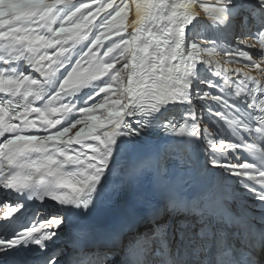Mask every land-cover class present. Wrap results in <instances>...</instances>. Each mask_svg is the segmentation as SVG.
Returning a JSON list of instances; mask_svg holds the SVG:
<instances>
[{
	"label": "snow or ice",
	"instance_id": "1",
	"mask_svg": "<svg viewBox=\"0 0 264 264\" xmlns=\"http://www.w3.org/2000/svg\"><path fill=\"white\" fill-rule=\"evenodd\" d=\"M256 247L264 0H0V264H258Z\"/></svg>",
	"mask_w": 264,
	"mask_h": 264
},
{
	"label": "bare ground",
	"instance_id": "2",
	"mask_svg": "<svg viewBox=\"0 0 264 264\" xmlns=\"http://www.w3.org/2000/svg\"><path fill=\"white\" fill-rule=\"evenodd\" d=\"M134 18H135V17H134V11H133V13H131V15H130L129 23H131L132 20H133ZM222 56H223V58L220 60L221 62H223V59H226V57L224 56L223 53H222ZM217 60H218V59H217ZM229 67H240V66H238V64H236V65H229Z\"/></svg>",
	"mask_w": 264,
	"mask_h": 264
},
{
	"label": "rangeland",
	"instance_id": "3",
	"mask_svg": "<svg viewBox=\"0 0 264 264\" xmlns=\"http://www.w3.org/2000/svg\"><path fill=\"white\" fill-rule=\"evenodd\" d=\"M130 15H131V13L129 14V17H128V23H129V18H130ZM114 38V37H113ZM106 44L108 43V41H106L105 42ZM103 51V50H102ZM218 57H222L223 58V56H222V53H220V55H218V56H216L215 58H217L218 59ZM117 67H119V65H117ZM122 76H123V78L125 79V81H126V72L125 73H122ZM98 115H102V113H97Z\"/></svg>",
	"mask_w": 264,
	"mask_h": 264
}]
</instances>
